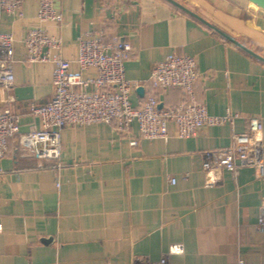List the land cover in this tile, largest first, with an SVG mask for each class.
<instances>
[{"label":"crops","instance_id":"1","mask_svg":"<svg viewBox=\"0 0 264 264\" xmlns=\"http://www.w3.org/2000/svg\"><path fill=\"white\" fill-rule=\"evenodd\" d=\"M178 1L264 56L262 8L249 0ZM55 7L61 22H41L39 0H25L23 16L0 7V33L15 38V81L0 85V108L20 115L22 132L42 127L31 106L54 95V63L30 61L24 42L41 25L62 37L70 71L84 78L98 71L77 63L80 36L103 31L130 41L125 74L138 82L134 105L149 94L162 106L184 99L181 88H153L150 76L171 52L194 56L196 100L211 114L240 116L190 137L178 136L174 122L167 138L142 137L136 122L126 133L106 122L67 125L59 169L39 166L12 138L0 159V264H159L173 243L184 245L171 254L174 264H264V175L248 165L215 168L208 184L203 166L207 152L231 145L253 116L263 121L264 142V61L168 0H55Z\"/></svg>","mask_w":264,"mask_h":264},{"label":"built area","instance_id":"2","mask_svg":"<svg viewBox=\"0 0 264 264\" xmlns=\"http://www.w3.org/2000/svg\"><path fill=\"white\" fill-rule=\"evenodd\" d=\"M24 2L0 0V7L23 16ZM38 19L61 22L63 13L56 9L55 0H39ZM24 42L30 61L54 63V95L44 105L31 106V111L40 117L42 127L25 132L20 130L19 114L8 106L0 108V159L8 154L10 140L15 138L25 154L37 159L39 166L59 169L63 166L62 130L72 124L106 122L114 124L118 132L126 133L136 122L142 137L167 138L169 123L174 122L178 136L190 137L197 135L204 126L233 122L240 116L231 111L224 115L211 114L206 104L196 100L195 84L200 71L194 56L171 52L156 63L150 76L153 88H181L185 92L184 99L175 105L159 107L156 95L149 94L140 105H134L131 92L138 82L129 80L125 74L126 62L133 55L130 41L119 37L107 39L103 31L80 36L76 61L82 69L96 68L98 74L93 78L70 71L71 60L62 55V37L50 34L42 25L29 29ZM14 51V35L0 33V85L5 87L15 81ZM90 84H94L95 89L88 90ZM263 144V121L259 116H253L246 130L232 134L231 145L207 152L203 163L209 175L207 183L214 182L215 168L236 172L239 166L248 165L255 168L258 177L263 176ZM57 185L60 186L59 180ZM258 222L264 225V204L260 206ZM173 248L180 249L178 253L184 251L182 243H173L159 264H174L170 256L177 252ZM238 264L257 263L241 259Z\"/></svg>","mask_w":264,"mask_h":264},{"label":"water","instance_id":"3","mask_svg":"<svg viewBox=\"0 0 264 264\" xmlns=\"http://www.w3.org/2000/svg\"><path fill=\"white\" fill-rule=\"evenodd\" d=\"M168 1H170L173 4H175L176 6L180 7L181 9L185 10L186 12L190 13L191 15L195 16L196 18L200 19L201 21L206 23L208 26H210V27L214 28L215 30H217L218 32H220L223 36H225L229 40L235 42L237 45H239L242 48H244L247 52L251 53L252 55H254V56H256V57H258V58H260L261 60L264 61V56L263 55H261L258 52L254 51L252 48L248 47L247 45L243 44L242 42H240L239 40H237L236 38H234L233 36H231L230 34L225 32L224 30L220 29L219 27L214 25L212 22H210L209 20H207L206 18H204L199 13H197L193 9L189 8L188 6L183 4L182 2H180L178 0H168ZM249 1L264 10V0H249ZM138 90L142 91L143 90V86H139ZM159 107H162V103H159Z\"/></svg>","mask_w":264,"mask_h":264},{"label":"clouds","instance_id":"4","mask_svg":"<svg viewBox=\"0 0 264 264\" xmlns=\"http://www.w3.org/2000/svg\"><path fill=\"white\" fill-rule=\"evenodd\" d=\"M173 251L178 253V252H180V249H178V248H173Z\"/></svg>","mask_w":264,"mask_h":264}]
</instances>
